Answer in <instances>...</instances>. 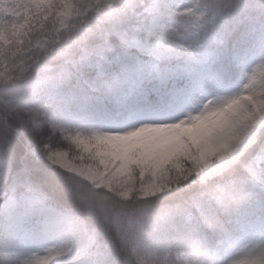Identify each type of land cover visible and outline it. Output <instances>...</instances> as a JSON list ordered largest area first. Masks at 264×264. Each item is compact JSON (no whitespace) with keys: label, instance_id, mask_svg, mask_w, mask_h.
<instances>
[{"label":"snow or ice","instance_id":"6c2138e0","mask_svg":"<svg viewBox=\"0 0 264 264\" xmlns=\"http://www.w3.org/2000/svg\"><path fill=\"white\" fill-rule=\"evenodd\" d=\"M0 264H264V0H0Z\"/></svg>","mask_w":264,"mask_h":264}]
</instances>
